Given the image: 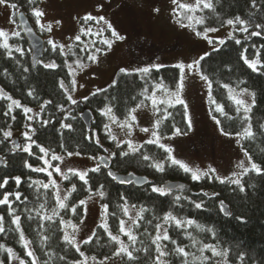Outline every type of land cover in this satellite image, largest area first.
<instances>
[{
	"label": "snow or ice",
	"instance_id": "obj_1",
	"mask_svg": "<svg viewBox=\"0 0 264 264\" xmlns=\"http://www.w3.org/2000/svg\"><path fill=\"white\" fill-rule=\"evenodd\" d=\"M43 3L44 0H0V7L9 10L7 20L12 25L10 29L0 27V50H3L2 54L15 61L18 66H22L21 61L14 53L24 56L26 51H32L31 48L26 50L20 44L19 41L23 39L22 33L33 35L34 30L38 29L41 33L51 34L54 25L62 24L59 19L46 20L47 13L42 7ZM171 3L175 6L171 10L174 22L182 28L193 31L197 37L211 46V52H205L204 55L190 63L179 62L172 65V68L178 70V78H173L174 89L169 88L163 77L152 78L153 70L159 73L162 68L166 67L162 63H153L131 70L121 68L120 72L124 76L139 75L144 81L143 90L139 93L144 99L139 100L135 106L122 113L123 119L117 116L111 103H104L102 107L96 109L99 116L104 118L100 125L105 135L101 137L98 134L96 129L100 128V125L95 124L92 129L82 135V139L87 142L85 147L95 149L91 153L81 149L79 143L75 149H69L66 141H58V148L63 150L62 153L58 152L57 149L46 146L40 141V135L43 134L41 130L46 131L49 126L61 135L64 130L69 133L75 131L72 121L76 120V116L72 115V111L66 109L64 105L70 103L78 106L81 103V100L74 98L78 84L77 70L88 67L84 63L85 60L98 63L99 57L106 55L117 41L126 39L105 15L89 12L78 17V34L70 37L71 42L68 44L58 43L52 38L47 40L50 48L45 51L55 53L60 63H57V59H49L45 62L42 58L33 57V64L42 65L44 69L67 68L68 71L64 78L58 80L60 94L64 98L63 102L56 103L53 99L44 100L39 104L38 110H34L22 104L20 99L14 98L4 87H0V100L7 102L5 105H0V116L4 119V125L0 126V145L11 140L12 149L26 153L32 158V162H29L28 159L21 157L22 167L30 173H40L46 176V182L42 179H33L31 175H28L26 179H23L22 175L13 176L10 173L0 176V239H3L7 233H14L21 247V252H18L7 243L0 242V252L5 254L0 264H58V262L69 264L67 253L71 250H74L76 255L73 256L70 264H109L114 258H119L124 264H264V259L256 260L247 251L241 250L239 245L233 246L223 241L215 226H207L197 219L179 215L175 211L183 209L182 201H187L188 205L196 210L208 211L215 208L225 217H233L232 210L225 200L220 198L221 192L228 189L232 193L247 195L249 189L257 188L253 177L264 180V146L258 148L259 161L254 158L253 154L254 145H264V123L259 121L254 123L253 120L254 109L258 108L257 93L250 91L246 86L240 87L247 83L242 79L235 88L231 83L220 84L219 87L227 90L228 99L235 105L236 116H229L225 106L218 103L213 96V80L205 74L202 63H206L212 53L221 51L231 42L243 65L247 66L252 73L264 76V43L246 44L254 37H264V15L259 21L256 19L257 14H264V0H244L245 6L249 9L246 16L244 14L230 16L222 14L219 11V8L223 7L221 0H193V2L171 0ZM25 5L34 22V27L29 25L25 11L21 10ZM103 8V4L97 5V13L102 12ZM155 11L159 13L160 9L156 8ZM224 27L230 29L226 36H216L215 34ZM82 36L95 37V39L85 41L82 40ZM12 40H15V43H10ZM98 44L104 47H99ZM80 53H85V55L81 56ZM23 72H29V68L23 67ZM2 74L8 76V69L4 68ZM192 75L198 76L207 86V99L214 106L209 114L219 126V131L222 135L235 139L243 157L246 158V160L240 159L235 169L227 174H220L218 169L211 164L206 168L189 165L177 158L174 155L175 149L167 143L177 136L187 134L178 126L180 122L186 124L188 130L192 127L189 105L184 98L186 78ZM150 81L151 92H149ZM115 86L117 82L114 81L110 87ZM79 87L83 88L84 85L81 84ZM157 92L162 93V97H158ZM106 94L107 89L101 88L91 92L92 97L104 95L107 99ZM27 96L32 97L33 100L38 99L35 89L29 90ZM82 99L89 101V96ZM131 99L135 101L137 97L133 96ZM145 101H151V106L158 115L151 121L150 126L141 127L137 113L138 110L146 107ZM159 105H164V107L161 108ZM178 105L182 107L181 112L174 114L169 111ZM49 106L60 113L61 119L53 120V114L48 112ZM45 113H48L47 118H44ZM216 113L234 122L238 119L239 129L228 130L231 125L223 126ZM18 114L22 117L23 128L20 133L23 139L20 143L12 139L13 125L18 121ZM176 115L180 116V122L176 121ZM168 120L172 123L165 125V121ZM55 124L59 125L58 129L55 128ZM113 125L124 132L126 138L118 137L113 132ZM137 128L139 132L146 134V139L142 142L133 138ZM165 128L170 135L167 134ZM104 140L110 141L114 147H105ZM150 145L162 151L163 155L159 159L149 154L147 146ZM101 149L104 154H98ZM82 156L93 161V166L82 168L70 166L75 164V161L70 158ZM130 159L146 162L148 168L158 173H165L168 169L180 170L196 184L218 183L224 186V189L205 191L201 188L199 192L193 194L196 198L190 195H175L171 201L172 207L162 215L143 204L131 202L133 196L131 191H118V202L115 209L110 211L112 199L109 189L105 183L93 179V175L102 171L106 177H110L112 181H118L120 185H132L133 187L141 184L147 185L151 193L161 197L173 194V187L166 181L159 184L153 183L147 176H137L135 172L127 173V177L130 178H121L109 164V161L117 165L125 164ZM0 166L8 167V160L5 156L0 155ZM57 178L60 181H69L71 187L62 189ZM73 178L80 182L79 190L77 183L72 182ZM10 181L14 182V188H9ZM24 184H27V189L21 191ZM179 188L184 190L185 185L181 184ZM29 190H31L30 193ZM78 191L83 198L73 197V193ZM205 197L210 203L206 202ZM33 200L38 206L29 207ZM50 201L54 202L51 206ZM97 201L100 207V223L81 236L82 226L85 225L89 211L88 205L90 202ZM149 212L153 213L151 218L145 216V213ZM110 217L116 222L115 231H113V225L109 223ZM234 218L242 223L245 222L243 216ZM25 221L36 222L33 231L37 239H30L26 234ZM145 225L151 226L152 231H149ZM97 229L106 234L111 245L110 253L87 254L90 249L86 250L85 246L100 244L101 234ZM200 234H203V238ZM53 235L61 242L59 247L65 253L64 255L53 250L51 246ZM142 236L149 237L148 245L144 244ZM181 237L188 243H184ZM38 252L47 259L41 260ZM98 256L103 258L98 259Z\"/></svg>",
	"mask_w": 264,
	"mask_h": 264
},
{
	"label": "trees",
	"instance_id": "obj_2",
	"mask_svg": "<svg viewBox=\"0 0 264 264\" xmlns=\"http://www.w3.org/2000/svg\"><path fill=\"white\" fill-rule=\"evenodd\" d=\"M221 3L223 4V7L219 8V11L222 14H227V16L232 14H244L246 16L249 11V9L245 6L244 0H221ZM21 10L25 11V14L33 24L34 22L30 16V13L26 10V5ZM262 15L264 14H257L256 19L259 21ZM229 30L230 29H228V31ZM38 33L43 34L41 32ZM105 35H109V33H105ZM91 39H95V37L82 36V40L88 41ZM47 40V38H44L43 50L39 57L44 59L45 62H47L49 59H57L55 53L45 51V49L50 48V46L47 44ZM19 42L26 50L29 49L24 37ZM70 42L71 41L68 43ZM10 43H15V40L10 41ZM251 43H256L257 45L264 43V37H254L251 41L246 42V44ZM97 46L104 47L103 45L99 44ZM236 47L238 48L239 46ZM206 52H211V48ZM2 53L3 50H0V87H4L7 92L14 96V98L20 99L22 104L32 107L35 110H38L39 104L44 100L53 99L56 103L63 102L64 98L60 94L58 80L64 78L65 73L68 71L67 68L62 70H49L44 69L42 65H33L31 63L30 52L27 51L24 56L14 53V55L21 61L22 66H18L15 61L8 59ZM80 55L84 56L85 53H80ZM202 55H204V53ZM69 62H71V60ZM57 63H60V59H57ZM84 63L89 64L91 61L85 60ZM202 63L205 74L209 75L210 79L213 80V96L216 98L218 103H221L225 106V110L228 112L229 116H236L234 111L235 105L231 100L228 99L227 90L220 88L219 85L222 83H231L232 87L235 88L239 80L242 79L247 83L246 85H240V87L246 86L250 91H255L257 93L258 108L254 109L253 112L254 123L256 121L264 123V103H260L261 101H264V76H260L257 73H252L251 70L247 68V66L243 65V62L238 59L237 52L234 50L231 42H229L227 46L223 47L221 51L212 53L211 58L207 59L206 63ZM164 65H166V67L162 68L159 73L153 70L152 78L156 79L158 77H163L164 82L169 86V88L174 89L175 85L173 78H178V70L171 67L174 64ZM23 67H28L29 72L24 73ZM73 67H75V65H73ZM4 68L8 69V76H4L2 74ZM120 69L121 68L114 72L112 79L107 84L99 87L101 89H107V99H105L104 95L92 97L91 92L95 91L97 89L96 88L85 95L89 96V101H83L82 98L85 97L83 96L77 98L78 100H81V103H79L78 106L65 103V108L71 110L72 115L76 116V120L72 121L75 128L74 132L69 133L67 130H64L63 135H61L60 132L54 131L53 127L49 126L47 127L46 131L41 130L43 134L40 135V141L44 142L46 146L57 149V151L61 153L63 150L58 148V141H66L69 149H75L77 143H79L80 148L84 149V151L89 153L95 151V149L85 147L87 142L82 139V135L86 134L90 129H92L94 124L100 125L101 120L104 119L103 117L99 116V113L96 111V109L98 107H102L104 103H111L114 106V112H116L120 119H123L122 113L126 112L128 108L135 106L139 100L144 99V97L139 95V93L143 90L144 81L140 79L139 75L124 76L120 72ZM114 81L117 82V86L110 87ZM65 82L67 83V80ZM31 89L36 90V93L38 94L37 100H33L32 97L27 96V92ZM149 92H151V81L149 83ZM160 94L162 93L157 92L158 97ZM133 96L137 97L135 101L131 99ZM101 101L103 103H101ZM6 103V101L0 100V105H5ZM145 104L150 106L156 118L158 114L155 113L154 109L152 108L151 101H145ZM207 106L209 112L210 109L214 107L209 103L208 99ZM159 107L163 108L164 105H159ZM84 108H88L92 113L91 125L89 128L85 127L79 117L80 111ZM169 111H172L175 114L176 112H181L182 107L178 105L175 109H169ZM48 112L53 114L54 121L61 119L60 113L56 112L51 106H49ZM216 115L219 117V119H221L223 126L231 125V128L228 130L239 129L240 124L238 119L234 122L232 120L226 119L223 116H220L219 113H216ZM47 117L48 113H45L44 118ZM21 119L22 117L18 114V121L13 125V131H23ZM175 119L176 121L180 122L181 118L179 115H176ZM9 123H11V121H9ZM171 123V120L165 121V125H170ZM3 125L4 119L2 116H0V126ZM178 126H180L182 130L186 132L189 131L186 128V124L183 122H180ZM55 128L58 129L59 125L55 124ZM96 131L101 137L105 135L102 130V125H100V128L96 129ZM165 131L167 132V128H165ZM167 134L170 135V132H167ZM22 139V136L19 135L17 140L20 143L22 142ZM103 143L105 147H114L110 141L104 140ZM261 146L264 145L257 144L253 146L254 158L257 159V161L260 159L258 148ZM147 150H149V154L153 155L157 159L163 155L162 151L156 148L154 145L147 146ZM98 154H104L103 150H99ZM0 155L5 156V158L8 160L7 168L0 166V176L10 173L13 176L22 175V178L26 179L28 175H31L33 179H42L46 182V176L44 174L30 173L27 169L22 167L21 157L28 159L29 162H32V158L28 157L26 153L12 149L10 140L6 141L5 144L0 145ZM109 164L112 165V169L116 172H135L136 174H142L147 176L153 183L157 184L165 182L169 179H180L187 182V187L184 190H173L172 195L161 197L158 194L151 193L147 185L136 187H133L132 185H120L119 182L112 181L110 177H106L102 171L99 174L93 175V179H98L100 182L105 183L109 189L112 199V204L110 205L109 209L110 211L116 207V203L118 202V191H131L133 193L131 202L143 204L144 206L153 209L157 214L162 215L163 212L168 211L172 207L171 201L175 195H190L193 196V198H196L193 194L199 192L201 188H203L205 191L224 189V186L219 185L218 183L209 184L207 182H201L200 184H196L190 180L189 176L180 170L168 169L165 173L155 172L154 169L148 168L146 166V162H141L137 159H130L127 163L120 165L109 161ZM253 181L257 184V188L255 190L249 189L247 195L238 192L232 193L228 189H224L221 192L220 198H223L226 204L232 210L233 217H225L215 208H212L208 211L196 210L194 207L189 206L187 201H182L184 204L183 209H176L175 211L178 212L179 215L190 216L191 218L197 219L200 223H203L207 226H215L220 238L223 241H226L228 244L233 246L239 245L241 250L247 251L249 255L254 257L256 260L264 259V180L253 177ZM72 182L77 183V188L79 190L80 182H78L76 178H73ZM61 184L63 188L71 187L69 181H61ZM14 187V182L10 181L9 188ZM25 189H27V184L22 185L21 191H24ZM30 192L31 190H29V193ZM73 197L83 198V195H81L78 191L77 193H73ZM204 199L206 202H209L207 197ZM52 203L54 202L50 201V206ZM34 206L38 205H36L35 201L33 200V202L29 204V207ZM152 214V212L145 213V216L147 218H151ZM235 216H243L245 222L242 223L238 221L234 218ZM65 218L67 219L68 217L66 216ZM125 219L127 218L125 217ZM109 223L110 225H113V231H115L116 222H114V219L110 217ZM29 224L31 226H29ZM7 226L8 225L6 223V227ZM24 227L26 234L30 239H37L36 234L33 231V229L36 227L35 221H25ZM145 227H148L149 231H152L151 226L145 225ZM97 231L101 234L100 244L85 246L86 250L90 249L87 254L91 255L99 252L110 253L111 245L108 242L106 234H103V231L100 229H97ZM200 237L203 238V234H200ZM174 238L176 237L174 236ZM141 239L144 240L145 245L150 243V239L147 236H142ZM180 239H183L184 243H188V241L183 237ZM0 242H5L9 246L14 247L18 252H21L20 244L17 242V238L15 237L14 233H7L3 236V239H0ZM60 243L61 242L56 239V236L53 235L51 241L53 250L61 255H64L65 253L62 252L61 248L59 247ZM37 254L41 256V260L47 259V257H44L41 253L38 252ZM74 255H76L74 250H71L67 253L69 264ZM98 257L103 258L102 256ZM4 258L5 254L0 252V260H3ZM117 259L121 264H124V262L119 258ZM58 264H61V262H58Z\"/></svg>",
	"mask_w": 264,
	"mask_h": 264
},
{
	"label": "rangeland",
	"instance_id": "obj_3",
	"mask_svg": "<svg viewBox=\"0 0 264 264\" xmlns=\"http://www.w3.org/2000/svg\"><path fill=\"white\" fill-rule=\"evenodd\" d=\"M180 2H193V0H180ZM99 4H103L104 8L102 12L97 13ZM42 7L47 13L46 20L62 21L60 26L54 25L51 34H40L43 39L52 38L58 43L67 44L70 37L78 34L77 18L89 12L105 15L117 31L126 37L123 41H117L106 55H101L98 63L91 62L87 64L86 69L77 70L78 84L74 98L83 97L93 89L104 86L119 68L134 69L153 63H190L211 48L193 31L182 28L174 22L171 10L175 6L172 5L171 0H44ZM156 8L160 9L159 13L155 11ZM8 14V9L0 7V27L5 29L12 28L7 20ZM228 29L221 28L215 35L224 37ZM36 30L39 32L38 29ZM81 84L84 85L83 88L79 87ZM160 96L162 97V94ZM184 98L189 105L192 127L186 135L167 141L175 149L174 155L192 166L206 168L211 164L222 175L234 170L240 159L246 160L235 139L222 135L219 126L209 114L207 86L198 76L192 75L186 78ZM137 115L141 127L150 126L151 121L155 119L149 105L138 110ZM112 127L118 137L126 138L124 132L116 125ZM13 132L12 139L18 142L17 139L22 131ZM133 138L142 142L146 139V134L139 132L137 128ZM70 159L75 161V164L70 166L78 168L93 166V161L88 160L86 156ZM57 179L61 184L59 178ZM61 188L64 189L62 184ZM88 208L81 236L100 222L99 202H90ZM98 259L102 258L98 257ZM109 264L121 263L114 258Z\"/></svg>",
	"mask_w": 264,
	"mask_h": 264
},
{
	"label": "water",
	"instance_id": "obj_4",
	"mask_svg": "<svg viewBox=\"0 0 264 264\" xmlns=\"http://www.w3.org/2000/svg\"><path fill=\"white\" fill-rule=\"evenodd\" d=\"M17 16H19V12H17ZM25 17L28 19L26 14H25ZM28 21H29V25L32 26V24H31L29 19H28ZM22 35H23L24 39L26 40V43H27L29 49L30 48L32 49V51L30 52V58H31V63L33 64V57L35 56L36 58H39L41 53H42L43 46H44V39L35 30H34V34L33 35H28L26 33H22ZM79 117H80L81 121L83 122V124L85 125V127L89 128L90 125H91V119H92L91 111L88 108H84V109H82L80 111ZM113 171H115V170H113ZM116 174L119 177H121V178H130V177H127V173L116 172ZM136 175L137 176H145V175H142V174H136ZM166 182L170 186L173 187V190H181L179 188V185H181V184L185 185V188L187 187V182L183 181V180H180V179H169V180H166ZM142 185L143 184L137 185V186H142Z\"/></svg>",
	"mask_w": 264,
	"mask_h": 264
}]
</instances>
